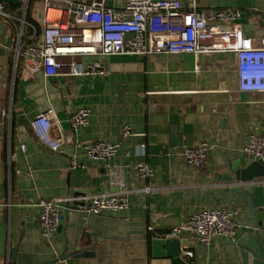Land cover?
Wrapping results in <instances>:
<instances>
[{"label":"crops","instance_id":"obj_1","mask_svg":"<svg viewBox=\"0 0 264 264\" xmlns=\"http://www.w3.org/2000/svg\"><path fill=\"white\" fill-rule=\"evenodd\" d=\"M104 1L107 7L123 6V0ZM182 2L206 13L240 8L245 34L256 41L264 37V14L257 11L264 10V0ZM44 7V0H16L5 2L7 15L0 14V109L8 112L0 118V264L53 259H58L53 264H173L153 255L152 239L165 237L206 207L235 210L241 225L236 237L249 219L233 204L232 183L222 175L232 164L250 161L243 152L247 136L264 130V92L239 90L237 54L86 55L79 59L104 64L108 75L47 77L41 70L24 78L22 58L16 65L17 49L41 39ZM80 107L91 110L89 124L74 129L69 117ZM47 110L56 113L65 138L57 152L47 149L31 127V120ZM125 125L131 127L129 136L122 134ZM101 139L118 144L113 160L84 156L82 144ZM201 141L212 148L196 168L187 164L183 151ZM74 153L84 168H70ZM141 160L154 168L153 177L136 174L133 166ZM111 164L126 166L130 187L151 186L159 197L133 192L129 207L118 212L72 208L63 228L45 241L37 203L113 190L106 174ZM179 239L186 241L182 255L190 264H242L223 238L205 244L185 232Z\"/></svg>","mask_w":264,"mask_h":264},{"label":"built area","instance_id":"obj_2","mask_svg":"<svg viewBox=\"0 0 264 264\" xmlns=\"http://www.w3.org/2000/svg\"><path fill=\"white\" fill-rule=\"evenodd\" d=\"M44 6L41 39L19 45L17 49L16 65L22 58L21 75L24 78L41 70L47 77L59 73L72 77L108 75L104 64H84L79 59L86 55L235 52L239 90L264 92V37L256 41L245 34L243 10L240 8H223L206 13L194 4L185 8L182 0H123L120 9L107 7L104 0H44ZM257 11L264 14V10ZM0 14L7 15L2 0ZM19 36L22 37V30ZM90 115L89 108H78L69 117L72 128L87 126ZM6 116L7 110L0 109V118ZM31 127L35 136L50 151L57 152L65 142L59 119L53 110L33 118ZM54 127L58 130L57 134L53 132ZM122 134L131 135V127L125 125ZM211 148V144L201 141L186 146L183 155L187 164L201 168ZM118 151V144L104 139L82 144L84 156L94 160H113ZM243 152L250 161L264 162V130L248 134ZM84 167L80 155L74 153L70 168ZM133 168L140 178L155 175L154 168L145 160L134 164ZM126 170V166L121 164L108 166L107 183L113 188L111 191L40 200L37 203L38 222L43 239L47 242L52 240L61 224L60 212L68 206L92 214L118 212L129 207L131 193L139 192L146 196L154 193L151 186L130 187L125 178ZM236 213L226 207L203 208L186 223L173 227L165 237L180 238L185 232H190L205 244L216 238H234L241 226ZM153 228L148 226V230Z\"/></svg>","mask_w":264,"mask_h":264},{"label":"water","instance_id":"obj_3","mask_svg":"<svg viewBox=\"0 0 264 264\" xmlns=\"http://www.w3.org/2000/svg\"><path fill=\"white\" fill-rule=\"evenodd\" d=\"M3 1L15 2L16 0ZM222 180L232 183L228 191L233 195V204L243 208L242 213L249 219L243 224L242 230L236 237L230 241L225 237L223 239L232 245L237 259L242 264H264V162L249 161L244 165L234 163L230 171L222 175ZM151 196L158 198L159 194ZM70 209L72 207L68 206L61 210V221L65 220ZM62 228L61 223L58 231ZM185 243V240L179 238L155 237L152 239L153 255L171 258L173 264H190L182 255V246ZM76 253L83 255L87 252L71 254ZM57 260H49L43 264H53Z\"/></svg>","mask_w":264,"mask_h":264}]
</instances>
